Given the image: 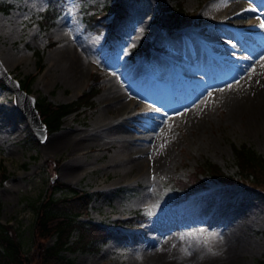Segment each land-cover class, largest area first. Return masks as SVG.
I'll return each instance as SVG.
<instances>
[{
    "label": "rangeland",
    "instance_id": "1",
    "mask_svg": "<svg viewBox=\"0 0 264 264\" xmlns=\"http://www.w3.org/2000/svg\"><path fill=\"white\" fill-rule=\"evenodd\" d=\"M113 1L62 0L61 13L49 24H43L41 13L48 6V0H0V56L6 65L0 61L7 72L21 80L34 75L31 93L58 103L75 100L90 85L98 89L90 105H83L77 113L66 115L60 127L40 141L14 103L13 91L0 79V165L6 174V178L0 180V223H10L18 229L25 249L29 248L35 217L31 202L44 198L51 184L61 181L91 194L81 219L101 224L111 231L106 239L98 240L89 249L65 251L67 256L74 258V264H144V261L150 264L155 247L157 250L175 249L173 254L167 255L165 264H190L193 253L185 244L186 239L199 246L201 257L197 264H258V259L264 258V193L251 192L248 182L236 172L233 146L245 143L264 155V112L251 121L246 115L232 118L222 102H212L201 114L200 122L192 125L181 114L183 105L173 99L181 85L170 77L174 70L181 69L183 61L200 77L199 65L193 58L202 60L197 56L201 51L221 54L226 62L224 65L230 68L235 64L236 55H247L243 47L239 50L233 47L235 35L226 33L225 37L219 38L215 33V37H206L204 33L209 27H202L212 20L215 9L232 0H182V13L190 23L174 35H162L156 18L159 5H173L176 0H129L126 16L116 25L113 36L106 40L107 29L100 23L97 30L89 27L88 18L94 15L98 18L100 13L109 12ZM241 1L245 7L253 9H248L244 22L259 24V27L246 28L250 36L245 37V42L264 44V28L260 26L264 23V0L260 3L259 0ZM112 17L113 14L108 13L103 22ZM98 19L95 21L102 20ZM238 19L229 20V24L237 23ZM188 31H191L190 35L186 34ZM151 39L156 41V47L148 54H143V50L132 51L139 41ZM180 41L184 45H178ZM187 41L192 44V50L186 48ZM217 41L223 46L216 44ZM71 42L75 55L83 64L81 73L75 77L61 75L54 66L58 49ZM168 55H172L168 60V72L156 69L153 58ZM125 65L133 69L130 74L136 72L137 79L148 88H152L153 83L146 80L143 70L156 73L162 83L160 95L164 103L159 102L164 105L166 114L159 122L161 133L155 134L157 137L148 152L152 165L139 174L136 169L130 171L117 155L116 142L94 143L79 154L83 164L77 176L69 175L68 179L59 176L70 157L69 149L46 153L45 141L67 128L87 130L99 112L108 114L103 105V92L115 68ZM183 72L186 75L189 70L185 68ZM96 73L100 74L97 78ZM112 81L123 88L121 99L131 103L135 112L154 103L131 86L125 76L119 74ZM192 102L194 100L184 106L189 107ZM109 121L113 122L112 118ZM112 155H115V161L111 159ZM159 160L163 163L160 169L153 165ZM208 160L218 164L230 176L227 182L198 169ZM183 181L187 183L186 189L191 185V191L198 190L188 203L183 200L174 206L170 201L174 197L186 199L188 191L178 189ZM61 193L58 190L56 195ZM136 212L143 213L145 219L124 220ZM165 224L167 229L152 228ZM170 229L176 237L174 241H167ZM143 230L153 232L156 240L148 242V232L143 234ZM134 237L139 242L134 241ZM52 241L53 236L46 238L45 243ZM235 245L240 247L236 254Z\"/></svg>",
    "mask_w": 264,
    "mask_h": 264
},
{
    "label": "bare ground",
    "instance_id": "2",
    "mask_svg": "<svg viewBox=\"0 0 264 264\" xmlns=\"http://www.w3.org/2000/svg\"><path fill=\"white\" fill-rule=\"evenodd\" d=\"M260 2L261 0L258 1V3ZM249 11L250 10L245 8V5L241 0H232L229 3H226L224 7L217 10L215 9L212 12V20L209 23L202 25V27L206 25L209 27L204 33L206 37H215V33L219 35L217 36L219 38L225 37L226 33L232 34V36L235 35V44H233V47H235L236 50H239L240 47L247 50L246 56H235L236 61L231 68L224 65L226 62H224L225 59L221 54H213L211 51L207 50V54L203 51L197 54L202 60H195V58H193L194 62L199 65L201 73L200 77L195 75L194 68H188L190 66H187L184 61L181 63V69L177 71L174 70V72L170 74V77L178 81L181 85L177 87L173 99L178 104L183 105V107H180V111H182L181 114L183 113L186 116L185 119H188L192 125L196 122H200L201 114L205 113V110L208 109L209 104L212 102H222V104L228 108V114L232 118H236V115L240 117L246 115L247 119H250L251 121L253 117H258L260 112H264V44L260 42H245L247 41L245 37L250 36V34L247 33L246 28L248 26L259 27V24L256 22L251 23L250 25L249 23L244 22L248 17L247 14ZM236 17H238L240 21L238 19L237 23L234 21L233 24L231 22L229 24V20H235ZM186 34L190 35L191 31H188ZM182 42L183 41H180L178 45H184ZM216 44L221 47L223 46L218 41ZM203 45L205 46V43ZM192 47V44L187 41L186 48L192 50ZM72 48V42L67 43L64 47L58 49V52L55 55V61L57 64L54 66L60 70L61 75L75 77L82 71V61L77 55H75ZM200 54L201 56H199ZM171 56L172 55H168L166 58H157L155 56L152 63L156 69L162 72H168V60L172 58ZM207 57H209V59ZM0 59L3 64L6 63L3 56H0ZM185 68L188 69L189 72L188 74L183 75L182 73H184L183 70ZM202 68H204L203 71L201 70ZM115 69L116 70L113 71L109 78L110 83L108 84V87L103 92V105L106 110H108V114L104 115L102 112H99L96 120H94L92 126L87 130L81 131L75 128H67L58 134L47 138L44 143V151L46 153L61 149H69L68 154L70 157L66 161L63 169L59 172V176L65 179H68L67 176L69 175L77 176L80 173L79 168L83 163L79 159V154L86 151L85 149L94 143L103 145L104 143L116 142L119 152L117 154L118 157H121L120 159H122L125 165L130 168V171L131 169H136L138 174L141 171H144L143 169H145V167L148 169V166L152 163V159L148 152H151L153 141L157 137L155 134L161 133L159 129L162 127H160L161 125L159 122L161 121L162 115L166 114L164 111V105L159 102L162 101L164 103L163 97L160 95V92L162 91L161 80L156 73L143 70L147 75V77L145 76L146 80L149 79L153 83V87L148 88L143 81L137 79L138 75L136 72L130 74L133 69H128L126 65ZM119 74L125 76L127 82L135 87L140 94L148 96L149 100L154 102L153 104L151 103L152 106L142 108L135 112L132 109L133 105H131V103L123 101L121 99L122 92H124L123 88L115 81H112V79L119 76ZM181 78H184V80ZM190 100H194V102L189 104V107L184 106V104L189 103ZM177 113H175V115ZM109 118H112L113 122L109 121ZM182 118H184V116H182ZM155 129L158 130V132L152 131ZM162 152L164 153L166 151ZM114 157L115 155H112L111 159L113 161H115ZM163 158H161V160ZM157 160L158 159H156V161ZM153 165H156L155 167L159 169L160 167H163L161 161L157 164L154 163ZM152 228L155 230L160 228L167 229L168 226L167 224H165V226L153 225ZM146 232L148 231H142L143 234H146ZM167 233V241H174V239H176L175 235H173L172 229ZM147 234L149 239L146 240H148V242H153V239H155L153 232H148ZM133 236H136V234H133ZM133 240L139 242L136 237H134ZM184 241L192 250V252L189 250L190 253H193L190 256V264H197L198 259L201 257V253L198 249L199 246H197L198 244L190 239ZM148 242L141 243L145 244ZM155 248L157 250L158 247ZM155 248L153 250V260H151L152 262L150 264H165L167 255L173 254L172 250H175L174 248H171L172 250H167V248L166 250H159L161 249L159 248L155 251ZM239 250V245H235V254L238 253ZM231 251H233V247H231ZM144 258L146 259V257ZM144 262L146 263V261ZM141 263L143 264V262Z\"/></svg>",
    "mask_w": 264,
    "mask_h": 264
},
{
    "label": "trees",
    "instance_id": "3",
    "mask_svg": "<svg viewBox=\"0 0 264 264\" xmlns=\"http://www.w3.org/2000/svg\"><path fill=\"white\" fill-rule=\"evenodd\" d=\"M128 4L129 0H114L110 5L109 12L99 14L98 18L102 20L95 21L99 19L95 18V15L91 16L88 18V26L97 30L98 23H100L108 31L107 38H111L116 25L127 14ZM62 9V0H48V6L41 13V22L49 24L61 13ZM159 9L156 19L159 32L162 35L177 34L181 27L190 23L189 18L186 19L182 13V0H176L173 5H159ZM108 13H112L113 17L109 21L103 22V18L107 17ZM154 41L153 39L149 42L145 40L137 44L134 51L142 49L144 54H148L152 47H156V41ZM34 77V75H27L25 76L26 80L20 79L21 87L30 91ZM95 77L97 78L99 75L95 74ZM97 90L94 85H90L71 102L58 103L49 100L46 96H37L36 106L48 132L58 129L66 115L72 112L77 113L83 105H90ZM233 151L238 169L236 172L248 182L251 192L263 194L264 155L245 143L233 146ZM198 169L201 172H210L212 176L223 182H227L230 177L223 172L218 164L209 160L203 161ZM5 178V170L0 165V180ZM185 182L179 183L178 189L188 191L186 199L176 196L170 200L173 202L172 205L182 203L183 200L188 203V199L195 197L194 193L198 189L191 191V185L186 189L187 183ZM58 190H61L62 193L56 195ZM90 196V193L82 192L68 183L56 181L51 184L44 198L31 202L35 217L32 225L33 237L29 248L25 249L18 229L10 223H0V264H74V258L67 256L65 251L89 249L95 246V242L98 240L106 239L107 234L111 232L106 226L81 219V216L87 211L86 206ZM144 218V214L137 212L126 221H140ZM51 236H53V241L46 244V238ZM258 264H264V258L258 259Z\"/></svg>",
    "mask_w": 264,
    "mask_h": 264
},
{
    "label": "water",
    "instance_id": "4",
    "mask_svg": "<svg viewBox=\"0 0 264 264\" xmlns=\"http://www.w3.org/2000/svg\"><path fill=\"white\" fill-rule=\"evenodd\" d=\"M0 79L13 91L14 103L28 119L30 127L33 129L36 137L40 141L44 140L48 134V130L37 109L36 97L21 87L19 79L7 72L1 61Z\"/></svg>",
    "mask_w": 264,
    "mask_h": 264
},
{
    "label": "snow or ice",
    "instance_id": "5",
    "mask_svg": "<svg viewBox=\"0 0 264 264\" xmlns=\"http://www.w3.org/2000/svg\"><path fill=\"white\" fill-rule=\"evenodd\" d=\"M262 28H264V23H261V25H260Z\"/></svg>",
    "mask_w": 264,
    "mask_h": 264
}]
</instances>
